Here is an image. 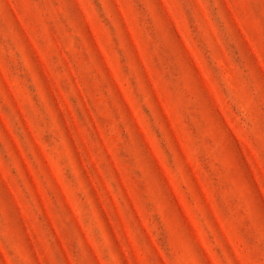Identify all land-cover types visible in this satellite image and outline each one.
I'll use <instances>...</instances> for the list:
<instances>
[{"label":"rangeland","instance_id":"374dc122","mask_svg":"<svg viewBox=\"0 0 264 264\" xmlns=\"http://www.w3.org/2000/svg\"><path fill=\"white\" fill-rule=\"evenodd\" d=\"M0 264H264V0H0Z\"/></svg>","mask_w":264,"mask_h":264}]
</instances>
